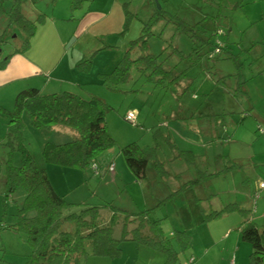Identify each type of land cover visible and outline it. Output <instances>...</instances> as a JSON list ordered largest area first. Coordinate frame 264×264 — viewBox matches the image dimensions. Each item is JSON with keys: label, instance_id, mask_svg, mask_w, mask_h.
<instances>
[{"label": "rangeland", "instance_id": "obj_1", "mask_svg": "<svg viewBox=\"0 0 264 264\" xmlns=\"http://www.w3.org/2000/svg\"><path fill=\"white\" fill-rule=\"evenodd\" d=\"M129 1L133 3L126 10L137 16L130 18L126 29V5L121 1L113 4L114 0H107L106 5H100L101 9L96 10L101 11L100 15L105 14L108 21L96 22L94 6L82 17L88 2L77 12H71L66 1L26 0L23 5L29 19H35L39 13L46 16L37 25L25 53H14L23 35L13 26L4 32L7 16L0 13V36L4 34L0 42V107L12 111L17 93L28 88H37L42 94L70 92L82 98L102 99L111 107L105 122L114 145L98 155L97 163L101 175L107 164H117L118 176L114 181L109 175L94 176L88 167L45 163L42 148L46 141L61 144L75 134L62 126L44 132L25 121L22 143L35 164L46 169L54 189L71 203L84 201L88 206H103L111 202L130 213L155 207L150 218L161 219L163 237L171 238L174 231H184L190 237L191 245L184 251L172 239L181 263L191 246L195 250L210 246L205 264L231 261L249 264L251 247L240 239V214L231 212L201 223L199 210L218 211L235 202L248 212V219L264 228V191L254 199V181L264 170V74L257 75L264 65V19L259 17L260 3ZM100 2L96 0V4ZM144 3L148 8L145 5L139 9ZM9 5V1L4 2L2 10L6 12ZM157 5L165 18H159L151 26L145 51L157 56L156 64L161 65L162 76L152 74V68L144 69L143 64L132 62L128 80L119 84L116 91L109 89L101 75L109 73L123 59L130 41L141 34L143 24ZM179 21L189 27L196 26L191 31L193 41L190 32L180 30ZM203 40H209L211 45L219 42L225 50L211 58L203 55L213 47L203 45L199 52L202 56L197 59L192 48L199 47ZM141 55L135 47L127 56L134 61ZM127 113L134 115V123L124 118ZM6 118L0 115V264H25L30 246L22 234L7 229L15 222L16 206L20 205L23 193L16 190L4 198L8 159ZM164 134L175 149L162 137ZM132 142L141 148H156L163 174L149 165L146 179H134L119 152ZM11 163L19 164L18 154ZM187 181L194 182L193 186L179 191ZM160 201L163 203L156 207ZM108 216V209L101 208L100 218ZM120 233L121 222L114 226L113 237L118 239ZM154 256L160 255L154 253ZM89 258L92 257L87 261ZM141 261L145 262L143 257Z\"/></svg>", "mask_w": 264, "mask_h": 264}, {"label": "trees", "instance_id": "obj_2", "mask_svg": "<svg viewBox=\"0 0 264 264\" xmlns=\"http://www.w3.org/2000/svg\"><path fill=\"white\" fill-rule=\"evenodd\" d=\"M6 1L11 4L5 12L2 10V5ZM25 1L0 0V13L7 16L4 32L13 26L23 35L20 47L15 49L14 53H24L29 49L37 25L42 24L45 17L44 14H38L33 20L26 17L22 11ZM50 1L54 3L61 0ZM66 1L69 3V10L74 12L81 9L86 0ZM153 1L157 3V0ZM124 15L126 28L132 17L126 7ZM159 18H165L164 12L155 9L148 21L143 24L138 38L130 41L123 59L109 73L101 75L109 89L116 91L119 84L128 80L132 62H139L143 64L144 69L152 68V74L161 75V65L156 64L157 56L145 51L151 35V26ZM177 25L181 31L190 32L189 37L193 41L191 31L196 26L189 27L181 21ZM203 45L209 46L211 42L203 40L199 47L192 48L197 59L202 56L199 52ZM135 47L142 55L131 61L127 55ZM211 47L213 49H207L203 56L217 57L219 54L212 55L216 47L225 50L219 42L212 44ZM164 76L166 77L167 73L164 72ZM110 109L111 107L98 97L82 98L70 92L42 94L37 88L18 92L12 111L6 112L0 107V115L7 117L5 143L8 147V159L4 173V198L10 197L16 190L23 193L20 205L16 206L15 222L7 229L22 234L30 246L25 264H86L88 257L114 259L120 256L121 243L125 241L135 242L161 252L165 255L163 264H175L179 253L173 246L172 239L175 240L176 247L178 246L180 251L190 247V237L184 231L172 232L171 238L163 237L161 219L150 218L155 207L130 213L116 208L111 202L103 206H88L86 203L66 201L64 196L54 189L46 169L35 164L33 157L22 143L25 121L34 129L44 132L54 126L67 127L74 132V137L61 144L46 141L42 148L43 161L68 168L88 167L94 176H99L97 157L114 145V139L105 122V115ZM162 137L167 139L171 148L175 149L168 135L164 134ZM119 152L134 179H146L149 165L155 172L163 174V166L156 158L155 147L141 148L137 143L132 142L120 148ZM16 154L19 156V164L15 166L11 162ZM93 165L97 168V172L91 168ZM110 166L113 167V164L107 165V172ZM193 184L194 182L187 181L179 191L190 188ZM162 203L163 201H160L156 207ZM103 207L108 209L107 219L100 218V209ZM201 212V223L217 220L227 213H239L242 217L238 228L240 239L251 247L249 264H264V228L248 219V212L240 208L238 203H228L218 211L201 210ZM119 222H121V233L116 239L113 237V229ZM65 225H70L71 228L66 229ZM130 226L132 227L129 228Z\"/></svg>", "mask_w": 264, "mask_h": 264}, {"label": "crops", "instance_id": "obj_3", "mask_svg": "<svg viewBox=\"0 0 264 264\" xmlns=\"http://www.w3.org/2000/svg\"><path fill=\"white\" fill-rule=\"evenodd\" d=\"M62 1H66V0H62ZM101 2L99 3V4H96V0H86L85 2H84V4H83V6L82 7H84V5H85V3L86 2H88V6H86V8H85V10L83 11V13H82V17L83 16H85L87 13H89L90 12V8L92 7V6H94V7H98V8H94L93 7V10H92V12L94 13V12H96L95 13V15H94V19H96V22L99 20L100 22L102 21V20H106V21H108L107 20V18H106V15L105 14H99V13H101V11L100 10H96V9H101L100 8V5H106L108 2H107V0L105 1V0H100ZM103 1H105V2H103ZM124 2L123 0H114V2H113V4H116V3H118V2ZM146 1V0H145ZM150 3H152L151 1H153V0H148ZM251 1V3H253L254 5L255 4H257L258 2L260 3V6H259V8H260V12H261V15L259 16L261 19H264V0H250ZM26 2V1H25ZM67 3H68V1H66ZM120 2V3H121ZM154 3H155V1H153ZM125 3V5H126V9L129 7V3H133V1L132 2H130L129 0H127L126 2H124ZM10 4H11V2H10ZM112 4V5H113ZM147 6V8H148V4H146V3H144L143 5H140V6H138L139 7V9H142L144 6ZM68 6H69V3H68ZM133 6V5H132ZM258 8V9H259ZM82 9V8H81ZM102 9H104V8H102ZM22 11H23V13H24V15L26 16V17H28V14L29 13H27V11H26V9L24 8V5H23V7H22ZM74 12H77V11H74ZM131 14H132V17L134 18L135 16H137V13H132V12H130ZM39 14H44V13H39ZM45 15V14H44ZM46 16V15H45ZM29 18V17H28ZM45 18V17H44ZM44 22V21H43ZM229 29H230V27H228ZM36 33V32H35ZM35 36V35H34ZM33 36V37H34ZM32 37V38H33ZM31 38V39H32ZM31 41V40H30ZM249 47H250V45H249ZM30 48V47H29ZM29 50V49H28ZM27 50V51H28ZM26 51V52H27ZM25 53V52H24ZM262 74H264V65H261L260 66V68H259V72L257 73V75H262ZM252 76H254V75H252ZM109 164H113V171L112 172H107V168L106 167H104V172H103V174L101 175V173H100V171H99V176H102V177H104V178H106L107 177V175H109L111 178H112V180L114 181V178H115V176H118V173H117V169H116V166H117V164H115L114 162H110ZM108 165V164H107ZM122 167H124V166H122V163L121 164H119V168H121L122 169ZM233 167H235V166H233ZM118 168V167H117ZM124 169V168H123ZM125 171V170H124ZM264 178V170H263V172L259 175V176H257L256 177V179H255V181H254V184H255V190H256V192H255V194H258V196L255 198V194H254V199L256 200L258 197H259V192L260 191H263V190H258L257 189V184L262 180ZM63 196V195H62ZM143 196V195H142ZM144 198V197H143ZM80 202V201H79ZM78 202V203H79ZM81 203H84V201L83 202H81ZM145 206V205H144ZM201 210H204V209H202L201 208ZM201 210H199V212H201ZM135 212V211H134ZM133 211H132V213H134ZM200 215V214H199ZM199 219H198V216H197V218H196V222L198 221ZM200 221H201V218H200ZM199 222V221H198ZM171 237H172V233H171ZM209 245V244H208ZM123 247H126V249H125V251L123 250ZM139 247H142V249H144V248H146V249H149V251H153V252H145V250H139L140 248ZM209 250H210V246H207L206 247V249H204V248H199V250L197 249V250H195V249H193L192 248V246H191V248H190V252H189V254H188V256L187 257H185V261H183L182 263H181V261H180V259H179V255H178V257H177V262L175 263V264H189V260L190 259H194V261L191 263V264H205V262H206V260H207V257H209ZM154 253H157V254H159L160 256H154ZM141 257H143L144 258V263H142V261H141ZM164 257V258H163ZM187 258V259H186ZM164 259V260H163ZM106 261H108V262H106ZM163 261V262H162ZM165 262V255L163 254V253H161V252H158V251H155L154 249H152V248H149V247H147V246H143V245H139V244H137V243H135V242H129V241H125V242H122L121 243V254H120V256L119 257H117V258H114V259H108V258H102V257H92V258H89L88 259V261H87V263L88 264H163Z\"/></svg>", "mask_w": 264, "mask_h": 264}, {"label": "built area", "instance_id": "obj_4", "mask_svg": "<svg viewBox=\"0 0 264 264\" xmlns=\"http://www.w3.org/2000/svg\"><path fill=\"white\" fill-rule=\"evenodd\" d=\"M218 55V54H220V50H219V48H214V50H213V54L212 55ZM125 119L127 120V121H129V122H133L134 121V115L132 114V113H127L126 115H125ZM93 170H94V172H97V168L95 167V165H93L92 167H91ZM113 170V167L112 166H110L109 167V171H112ZM257 189L258 190H263L264 191V178L257 184ZM258 196V194H255V198ZM192 262V259H190L189 260V264ZM230 264H233V262L231 261V263Z\"/></svg>", "mask_w": 264, "mask_h": 264}, {"label": "water", "instance_id": "obj_5", "mask_svg": "<svg viewBox=\"0 0 264 264\" xmlns=\"http://www.w3.org/2000/svg\"><path fill=\"white\" fill-rule=\"evenodd\" d=\"M157 9H160L159 5H157Z\"/></svg>", "mask_w": 264, "mask_h": 264}]
</instances>
